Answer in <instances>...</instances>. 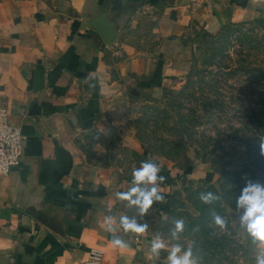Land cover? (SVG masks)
Masks as SVG:
<instances>
[{
    "label": "crops",
    "instance_id": "obj_1",
    "mask_svg": "<svg viewBox=\"0 0 264 264\" xmlns=\"http://www.w3.org/2000/svg\"><path fill=\"white\" fill-rule=\"evenodd\" d=\"M101 11L115 24L110 45L88 24ZM259 20L264 0H0V108L25 136L21 162L0 176V264H86L90 248L98 264H168L120 225L116 194L133 177L78 138L117 134L137 150L127 101L176 84L203 34Z\"/></svg>",
    "mask_w": 264,
    "mask_h": 264
},
{
    "label": "rangeland",
    "instance_id": "obj_2",
    "mask_svg": "<svg viewBox=\"0 0 264 264\" xmlns=\"http://www.w3.org/2000/svg\"><path fill=\"white\" fill-rule=\"evenodd\" d=\"M196 46L176 84L158 97L127 101L123 128L140 144L137 150L115 145L117 134L108 139L85 132L78 141L89 158L120 164L123 176L141 162L158 166L164 179L155 187L163 200L144 216L127 201L118 204L124 216L148 225L144 240L165 242L163 257L179 244L196 264H252L256 252L237 200L249 181L264 184V20L226 25L216 35L203 34ZM207 193L218 198L205 204L201 195ZM177 220L184 227L173 239Z\"/></svg>",
    "mask_w": 264,
    "mask_h": 264
},
{
    "label": "clouds",
    "instance_id": "obj_3",
    "mask_svg": "<svg viewBox=\"0 0 264 264\" xmlns=\"http://www.w3.org/2000/svg\"><path fill=\"white\" fill-rule=\"evenodd\" d=\"M160 169L151 162H141L139 168L132 172V187L126 191L117 193V199L127 201L129 206H135L139 209L140 216H144L154 201L164 199L159 194L160 190L155 187L157 181L163 182V177L158 176ZM142 185H153L150 189L141 187ZM212 193L201 195L203 203L208 204L217 199ZM237 208L243 209L240 217L241 227L255 244L258 249L256 264H264V184L248 182L242 189V193L237 200ZM111 217L106 222L111 221ZM214 223L220 228L225 227V221L218 215H214ZM120 225L125 232L143 234L148 225L138 224L136 220H130L127 216L120 218ZM183 221L177 220L175 228L172 231V238L178 239L179 233L183 231ZM113 229L109 227V231ZM114 246L126 248L127 245L120 239L111 241ZM165 242L157 236L152 240L150 250L153 255H159L161 249L166 248ZM168 264H196L192 258L191 250L182 252L179 244L172 245L167 257Z\"/></svg>",
    "mask_w": 264,
    "mask_h": 264
},
{
    "label": "built area",
    "instance_id": "obj_4",
    "mask_svg": "<svg viewBox=\"0 0 264 264\" xmlns=\"http://www.w3.org/2000/svg\"><path fill=\"white\" fill-rule=\"evenodd\" d=\"M24 134L19 127L11 125L6 120L5 110L0 108V176H5L10 170L18 166L22 158V144ZM101 251L90 248L86 264H98L101 260Z\"/></svg>",
    "mask_w": 264,
    "mask_h": 264
},
{
    "label": "water",
    "instance_id": "obj_5",
    "mask_svg": "<svg viewBox=\"0 0 264 264\" xmlns=\"http://www.w3.org/2000/svg\"><path fill=\"white\" fill-rule=\"evenodd\" d=\"M89 26L95 30L101 37V39L110 45L115 36L116 28L114 21L107 18L105 12L101 11L90 18L88 22Z\"/></svg>",
    "mask_w": 264,
    "mask_h": 264
},
{
    "label": "trees",
    "instance_id": "obj_6",
    "mask_svg": "<svg viewBox=\"0 0 264 264\" xmlns=\"http://www.w3.org/2000/svg\"><path fill=\"white\" fill-rule=\"evenodd\" d=\"M131 10H134V7H132Z\"/></svg>",
    "mask_w": 264,
    "mask_h": 264
}]
</instances>
